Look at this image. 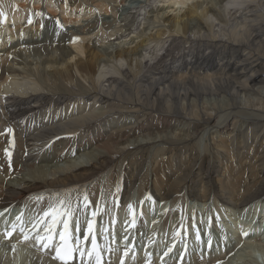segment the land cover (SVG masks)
Segmentation results:
<instances>
[{
  "label": "bare ground",
  "instance_id": "obj_1",
  "mask_svg": "<svg viewBox=\"0 0 264 264\" xmlns=\"http://www.w3.org/2000/svg\"><path fill=\"white\" fill-rule=\"evenodd\" d=\"M232 1L0 0L4 215L153 204L156 228L180 220L167 237L220 225L217 261L260 264L264 0ZM0 264L51 263L0 246Z\"/></svg>",
  "mask_w": 264,
  "mask_h": 264
},
{
  "label": "snow or ice",
  "instance_id": "obj_2",
  "mask_svg": "<svg viewBox=\"0 0 264 264\" xmlns=\"http://www.w3.org/2000/svg\"><path fill=\"white\" fill-rule=\"evenodd\" d=\"M31 22H32V21L29 20V23H31ZM84 200H85V202H86L87 204L90 205L91 202L88 200L87 195L84 196ZM129 207H131V206H129ZM53 211H54V210H53ZM52 214H53L52 212H45V213H44V216L47 217V216L52 215ZM63 214H64V215H67V216H71V215H72V212H71L70 207H69L67 210H65ZM92 214H93V216L96 215L95 212H93ZM17 219H20V217L18 216ZM55 224H56V220L53 219V226H54ZM133 226H134V225H133ZM68 227H69V225H68L67 223H65V224L63 225L64 232L60 234V236H59V240H60L61 243L64 244V246H65V254H66V255H72V254L76 251V249H75V248H68L67 245H66V233H67ZM92 228H93L92 224L89 223V225H88L89 233L92 232ZM21 231L23 232L24 229L22 228ZM47 231H48L49 234H48L46 237H38V239H40L41 242H43L45 239H47V240H52V239H53V236H52V234H51V233H52V228L49 227V228L47 229ZM8 235H9V237H10V236H11V233H8ZM24 238L27 240V239H29V236H28V235H25ZM91 243H92L93 249L97 248V241L95 240V238L92 239ZM56 255H57V257H60V256H61L59 250H57ZM80 255H81V257H83V256L85 255V252H80ZM125 255H127L126 252H125ZM88 256L91 257V253H88ZM96 264H102V257H101V254H100V253H97Z\"/></svg>",
  "mask_w": 264,
  "mask_h": 264
},
{
  "label": "rangeland",
  "instance_id": "obj_3",
  "mask_svg": "<svg viewBox=\"0 0 264 264\" xmlns=\"http://www.w3.org/2000/svg\"><path fill=\"white\" fill-rule=\"evenodd\" d=\"M156 0H152V2L154 3ZM245 1H247V0H237V1H235V0H233L232 2H227V5H229V6H232V4L233 3H235L236 5H239V4H243ZM234 4V5H235ZM225 14L226 15H228L229 16V10L227 9V8H225ZM138 16V15H137ZM136 16V17H137ZM138 19V18H137ZM143 19L144 18H142V16H140L139 17V19L137 20V21H139V23H137L136 25H135V27H134V29L135 28H138L137 26L140 24V23H143L144 21H143ZM209 20H212V21H216L215 19H214V17H210V19ZM141 21H143V22H141ZM124 25V24H123ZM128 25V24H127ZM130 28V27H129ZM134 29L133 28H131V30H127V28L125 29L128 33L129 32H132L133 31V33L131 34V36H129V38L128 39H130V38H132L133 36H136V34H134L135 32H134ZM142 30V28L140 29V31ZM117 37V36H116ZM116 37H113V38H108V40H110V39H112V41H114L115 39H116ZM121 36L119 35L118 36V38H120ZM107 41V40H106ZM100 45V44H99ZM153 56H156V55H153ZM150 57V56H149ZM151 58H153V57H151ZM148 59H150V58H148ZM125 62H120V63H118V66H121L122 67V65L124 64ZM127 66H126V64H125V66H123V68H126ZM107 72H110V73H117V71H116V68H114L113 66H111L110 68H108V66H106V67H104L103 69H102V71L100 72V74L98 75V77L97 78H101V77H105L106 76V74H107ZM23 85H25V84H23ZM25 87H32L33 88V86H26L25 85ZM159 206H161L160 204H159ZM258 257L260 258L261 256H260V254H258ZM257 257V259L259 260V258ZM264 257H262V259L260 258V260H259V263L260 264H263L264 263ZM263 262H262V261Z\"/></svg>",
  "mask_w": 264,
  "mask_h": 264
}]
</instances>
